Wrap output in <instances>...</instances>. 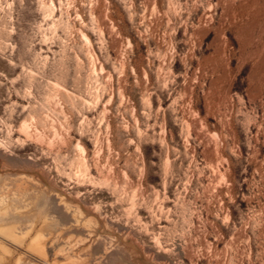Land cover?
I'll return each instance as SVG.
<instances>
[{
	"label": "rangeland",
	"instance_id": "rangeland-1",
	"mask_svg": "<svg viewBox=\"0 0 264 264\" xmlns=\"http://www.w3.org/2000/svg\"><path fill=\"white\" fill-rule=\"evenodd\" d=\"M0 264H264V0H0Z\"/></svg>",
	"mask_w": 264,
	"mask_h": 264
}]
</instances>
